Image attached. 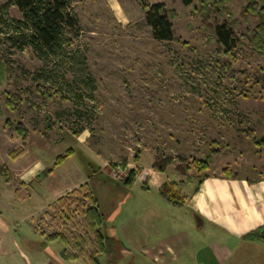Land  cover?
<instances>
[{"label": "rangeland", "instance_id": "374dc122", "mask_svg": "<svg viewBox=\"0 0 264 264\" xmlns=\"http://www.w3.org/2000/svg\"><path fill=\"white\" fill-rule=\"evenodd\" d=\"M158 1L177 14L172 22L178 42L153 39L138 0H74L81 35L72 51L65 49L62 59L49 66V80L28 76L19 84L24 91L20 100L15 85L6 84L0 91V108L11 125H0V165L14 170L35 160L45 165L25 204L11 200L21 194L16 195L14 189L9 195L2 188L9 176L0 175L5 199V205H0L1 224L13 228L9 216L18 213V220L23 222L19 238L46 242L37 230L47 235L62 231L61 215L47 202L50 190L78 179L79 167L87 171L84 156L94 157L101 165V175L114 184V190L97 185L101 210L109 212L125 195L123 186L116 183H124L131 167L139 173L134 164L140 151H151L158 157L184 156L182 161H175L181 166L205 161L210 164L207 170L221 173L224 164L211 153L215 145L211 144L208 126L223 120L230 122L228 126L240 128L247 127L242 124L245 118H264V56L256 54L241 37L257 23L252 18H239L240 9L249 0H228L223 6L210 4L208 22L200 11L204 0H191L189 5L184 0H147L149 4ZM228 28L234 42L229 46L221 36L229 33ZM21 59L29 69L37 63L30 52ZM37 85L50 92L46 101ZM7 100L13 105L8 106ZM19 124L30 132V139L27 147L23 145L28 152L14 162L6 145L15 144V127ZM255 132L245 131L249 139V133L256 139ZM13 147L20 148V144ZM70 148L75 150L72 157L54 165ZM53 169L54 175L47 178ZM190 170L195 176L207 171ZM82 186L74 190L81 189L85 195L87 188ZM144 188L138 181L132 190ZM74 190L63 195L66 202H72ZM109 195L114 196L115 203ZM85 203L90 205L87 198ZM69 206L70 210L76 208V204ZM31 213L27 222L22 219ZM116 215L114 224L124 218L122 210ZM13 232L19 236L18 229ZM47 243L56 253L63 249L61 241ZM24 250L32 252L35 264L48 259L40 248L25 246ZM105 257L102 264H106Z\"/></svg>", "mask_w": 264, "mask_h": 264}, {"label": "crops", "instance_id": "0c3cea01", "mask_svg": "<svg viewBox=\"0 0 264 264\" xmlns=\"http://www.w3.org/2000/svg\"><path fill=\"white\" fill-rule=\"evenodd\" d=\"M158 3L162 2L150 4ZM143 12L145 15L144 9ZM5 115L0 108V125L11 127L10 122L5 120ZM263 120L264 118L260 117L245 118L242 124L247 127L240 128L228 126L230 122L223 120L216 126H208L209 135L212 137L211 144L215 145L211 148V153L214 152V158H218L224 164L221 173L207 170L202 176H195L190 170L183 174L176 169V160H173L164 171H160L154 165L158 158L157 154L147 150L140 151L134 164L139 171L135 183L133 186L116 183L123 186L125 195L112 210L106 212L110 216L106 232L116 236L124 244L122 257L117 264H264V144H262L264 128L259 130L260 127H264ZM249 129L255 130V133L257 130L261 131L255 134L254 142L253 139L247 138L245 133ZM236 130L238 133H235ZM15 134V144L6 145L8 155L15 149L14 145L20 144V148L23 149L25 145L27 147L30 139L29 132L27 140H21L16 127ZM259 136H262L260 142ZM24 150L25 153L13 160L14 162L28 152ZM69 150L75 151L72 148ZM89 156L93 166L98 165L96 167L99 168L94 186L114 190V184L107 181L110 178L101 175L103 174V171H100L101 165L90 154ZM71 157L68 156L66 160ZM208 165L210 166L209 163ZM8 168L10 176L5 178L6 182L2 188H6L9 195L15 189L16 195L21 196L20 198L14 196L11 200L25 204L31 196L30 188L44 172L45 165L35 160L34 164L20 166L16 170L11 166ZM131 168L129 171L135 170ZM85 169L78 168L80 173L78 179L53 187L47 201L49 205L55 203L65 193L87 183L94 193L88 171ZM226 172L233 176H227ZM54 173L55 169L51 170L47 178L52 177ZM138 181L143 182L144 190H132ZM166 183L176 185L180 191L181 204H173L160 194V189ZM1 193L4 192L0 191V205L3 206L5 199ZM95 193L101 203V196L96 188ZM109 198L114 202L112 200L114 196L109 195ZM17 207L16 204V210ZM6 210L10 212L11 204ZM119 210H122L124 218L114 224L112 219ZM31 215L32 213L22 219L27 222ZM9 217L14 222L13 228L3 227L0 219V264H35L32 252L28 254L24 250L25 246L40 248L42 254L47 255V260H41L37 264H86L80 260L66 259L63 254L64 244L61 252L51 251L47 242L50 244L60 240H50L49 235L43 233L44 230L37 231L46 242H40L33 237L19 238L22 236L20 231L23 230V222L18 220V213ZM17 229L19 236L12 233V230ZM253 233L257 234L251 237ZM103 256L105 255L100 256V264ZM105 259L106 264H109L108 256Z\"/></svg>", "mask_w": 264, "mask_h": 264}, {"label": "trees", "instance_id": "16d2710c", "mask_svg": "<svg viewBox=\"0 0 264 264\" xmlns=\"http://www.w3.org/2000/svg\"><path fill=\"white\" fill-rule=\"evenodd\" d=\"M138 1L145 10V27L153 39L160 42H178L172 22L177 15L176 12L169 9L164 3L151 5L147 0ZM184 1L188 5L191 3V0ZM227 1H202L200 11L205 21L210 20L211 5L223 6ZM74 4V0H3L0 3V91L6 84L15 85L18 93L17 100H20L24 91L19 84L24 80H28L30 76L44 81L49 80L48 75L51 72L49 66H55L58 60L62 59L66 53L65 49L72 51L75 41L81 35ZM14 12L17 16L13 14ZM239 18L245 21L251 18L257 20L256 25L246 30L241 37L256 54L264 56V0H249L248 4L241 8ZM227 30L229 33L221 34V36H224L225 42L229 46L234 42L231 37L232 29L228 28ZM26 52H30L36 59L37 63H34L33 69H29L27 62L21 59ZM262 80L264 90V74ZM36 88L43 96L44 101H46V97L51 96L43 86L37 85ZM7 105L12 106L13 104L7 100ZM16 130L21 140L26 141L29 134L27 128L23 124H19ZM248 135L255 140L253 133ZM24 153L23 148L12 149L9 152V157L16 160ZM73 154L74 151L69 150L65 155L59 156L56 165L61 164ZM84 158L87 160L85 164L88 167L89 180L95 193V188L97 190L98 186H94V183L97 182L98 175L96 176V173L99 168L94 167L89 158L86 156ZM183 158L185 157L162 156L157 158L154 165L160 171H164L173 160L182 161ZM192 167L199 171L207 170L209 165L205 161H193ZM192 167L179 164L176 169L186 174ZM2 174L10 176V170L5 165H0V175ZM136 175L135 170L130 171L124 184L132 186ZM226 175L233 176L229 172H226ZM83 187L89 189H85V195L81 189L74 190L75 197L72 202H66L65 197L62 196L51 205L61 215L59 224L62 226V231L50 234L49 238L63 242V254L68 260L100 264V256L105 255L108 256L109 264H117L122 257L124 244L116 236L106 232V224L110 216L101 210L99 199L94 196L90 184H84L81 188ZM160 194L173 204L182 202L180 191L175 184L166 183L160 189ZM77 195H80V198L76 197ZM86 198L90 201L89 206L85 203ZM72 204H76V208L70 210L69 205ZM259 232L262 233L261 230ZM256 234H251V237Z\"/></svg>", "mask_w": 264, "mask_h": 264}, {"label": "built area", "instance_id": "2783aa9c", "mask_svg": "<svg viewBox=\"0 0 264 264\" xmlns=\"http://www.w3.org/2000/svg\"><path fill=\"white\" fill-rule=\"evenodd\" d=\"M113 175H114V174H113ZM116 177H117V176L115 175V176H114V177H112V178H114V179H115Z\"/></svg>", "mask_w": 264, "mask_h": 264}]
</instances>
